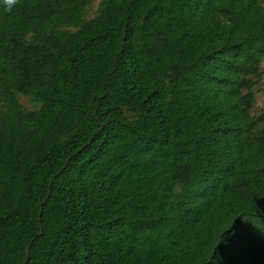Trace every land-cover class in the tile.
Here are the masks:
<instances>
[{
    "label": "trees",
    "instance_id": "trees-1",
    "mask_svg": "<svg viewBox=\"0 0 264 264\" xmlns=\"http://www.w3.org/2000/svg\"><path fill=\"white\" fill-rule=\"evenodd\" d=\"M91 2L0 0V264H264V0Z\"/></svg>",
    "mask_w": 264,
    "mask_h": 264
},
{
    "label": "rangeland",
    "instance_id": "rangeland-1",
    "mask_svg": "<svg viewBox=\"0 0 264 264\" xmlns=\"http://www.w3.org/2000/svg\"><path fill=\"white\" fill-rule=\"evenodd\" d=\"M101 0H92L90 7L87 10V18H92L97 10V6ZM260 78L253 79L254 82V109L252 111L253 115H258L264 109V61L260 65ZM19 101L27 109H31L32 105L29 100L19 96Z\"/></svg>",
    "mask_w": 264,
    "mask_h": 264
},
{
    "label": "clouds",
    "instance_id": "clouds-1",
    "mask_svg": "<svg viewBox=\"0 0 264 264\" xmlns=\"http://www.w3.org/2000/svg\"><path fill=\"white\" fill-rule=\"evenodd\" d=\"M18 0H3L4 5L6 6V11H11L12 7L16 5Z\"/></svg>",
    "mask_w": 264,
    "mask_h": 264
}]
</instances>
